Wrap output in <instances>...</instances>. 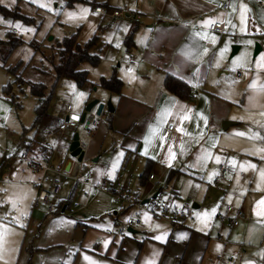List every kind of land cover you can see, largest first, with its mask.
<instances>
[{
    "label": "crops",
    "instance_id": "1",
    "mask_svg": "<svg viewBox=\"0 0 264 264\" xmlns=\"http://www.w3.org/2000/svg\"><path fill=\"white\" fill-rule=\"evenodd\" d=\"M241 4L245 6L243 22ZM224 6L227 8L224 9ZM137 9L133 14L125 15L129 19L134 15L135 21L132 22L137 23V26L132 27L131 22L129 24V28H134L131 45L127 46L130 49L131 65L123 66L122 73L126 78L119 79L122 83L119 93L111 94L104 89L103 94L95 97L103 104L110 99L114 110L110 113L104 107L101 112L104 121L92 120L97 122L94 131L89 138L80 141L85 147L83 158L96 157L93 162L97 163L103 155L107 156L101 165L95 166L94 173H81L79 179L82 180L85 174L92 175L91 184H83L84 187L92 189L100 185L99 188L111 194L116 202L121 201L120 209L119 205L115 208L111 203L108 207L106 204L102 207L91 206L87 202L84 206L74 204L72 208L80 217L90 210L109 213L117 209V212L112 211L109 215L110 221L103 224L106 225L104 229L96 231L98 223L93 219L82 221L80 217L64 218V205L60 209V215L48 214L42 206L37 207L39 209L33 208L32 203L39 191H50V180L54 177V172L69 175L75 166V161L64 159L60 154L54 155L53 149L47 146L51 152L48 160L42 161L41 168L29 165L31 174L25 176V182L33 185L34 189L29 191V197L25 201L26 220L22 225L25 238H21L18 249L19 255L22 249L25 251L21 264L93 262V259H102L113 252L117 254L122 249L124 239L139 233L135 229L142 232L145 238L143 244L155 243L163 250L164 254H160L158 264H184L182 260L190 253V245L196 237L194 234L189 235L186 230H176L174 226L181 219L172 222L167 218H155L146 210L150 219L145 221V212L134 207L146 200L150 202L153 195L159 194L166 184L172 182L174 175L189 176L196 173L200 170L198 162L208 165L211 155L206 162L203 157L208 151H216L213 145L217 146L219 141H222L223 148L230 145L231 141L225 140L222 135V121H230L231 117L238 116L236 121L231 120L235 122L227 131L231 127L245 125V129L253 134L260 133L258 144L264 143V116L260 115L264 112V91L260 90V85H264V68H257L258 62L264 63V0H137ZM206 19L214 22L202 23ZM218 22L224 24L223 33L216 34L206 30L209 25ZM255 43L261 50L253 56ZM234 45H238L239 49L229 58ZM204 49L208 51L204 52ZM231 58L234 63L231 67L236 69L230 75L228 69ZM128 68L133 70L132 73L127 72ZM238 70L244 75L240 79L235 75ZM167 76L181 80L187 91L180 95L168 90L164 85ZM253 80L256 81V87L250 88L249 84ZM122 87H126V91L122 92ZM188 109L191 111H187ZM167 112L171 115H166ZM158 113L160 120H166V123H160ZM185 115L186 118L181 119ZM240 119L251 122L247 121L246 125V121H239ZM56 120L47 117V127L51 126L52 134L60 135L55 129ZM86 125V130L90 132L91 128ZM150 125L158 129L155 135L150 132ZM170 126H173L171 131L168 130ZM178 127L183 131H177ZM76 128L77 126L66 130L59 136L60 142L67 144V150ZM162 133H167L163 137V144ZM146 136L149 137L147 143ZM220 137L222 140H219ZM247 143L243 144L245 147L241 150L246 154L248 152L244 150L247 149ZM169 145L172 146L171 152L175 154L171 163L168 160ZM60 149L59 146L58 150ZM253 149L256 151L258 148L253 145L252 151ZM118 153L123 155L119 156L115 181H108L106 170L111 168V162L117 159ZM197 157L201 159L198 160ZM47 164L52 169L49 171L51 173L43 172ZM79 169L80 166L77 170ZM34 173L35 177L32 176ZM148 175H153L154 178L148 180ZM21 180L23 182L24 179ZM39 180L41 184L38 186ZM78 184L80 182L72 185L66 199L60 196L50 197L55 207L74 197ZM110 189H120L127 197L130 194H136V199L141 195L143 197L140 203L135 204L131 200L115 198ZM17 191L22 192L20 188ZM149 195L151 197L147 199ZM87 198L86 192L80 196L81 200L87 201ZM195 206L197 209L198 206ZM68 207L70 210V204ZM137 213L141 221H133L134 217L131 216H136ZM181 221L180 223L184 222ZM0 225L12 224L1 222ZM121 228L127 234H118L117 231ZM163 233L166 235L162 240L154 239ZM181 234H184V238H180ZM105 240L108 241L107 245ZM185 243L187 247L184 248L182 246ZM181 248L184 251L178 261ZM6 249L5 246V251ZM8 255L9 258L5 256L0 264L5 261L10 263L11 254ZM113 262L115 263L114 260Z\"/></svg>",
    "mask_w": 264,
    "mask_h": 264
},
{
    "label": "rangeland",
    "instance_id": "2",
    "mask_svg": "<svg viewBox=\"0 0 264 264\" xmlns=\"http://www.w3.org/2000/svg\"><path fill=\"white\" fill-rule=\"evenodd\" d=\"M40 4L49 5L51 10L49 7H41ZM97 5L106 10V16L98 18L97 21H91L89 14ZM81 7L89 9L86 18L76 21L66 19L67 12H79ZM110 10L121 11L123 16L121 18L111 17L109 16ZM137 10V0H35V2L34 0H3L0 3V224L1 222L12 224L6 225L10 229V234L6 235L5 246L7 249L3 253V258L6 256L7 259L9 258L8 254H11L8 264H21L25 257L24 249L20 255L18 249L21 238L22 240L25 238L22 225L26 220V214H23L22 218L20 213H25V201L29 197V191L34 189L33 185L25 182V176L31 174V169H29L30 154L27 153L29 144L32 142L45 144L53 149L54 155L60 154L64 159L75 161L72 173L69 175L62 173L60 177L63 182L62 188L65 187V189H61L63 192L61 191L62 193L60 192L58 195L62 199L69 196L70 188L76 183V178L81 177V173H94L95 166L101 165L107 156L103 155L101 161L97 163L93 162L96 157H86L81 162H77L76 159L70 157L69 153L65 156L67 144L64 141L60 142L59 139L62 134L54 133L50 138H46L51 128V126L47 127L46 119L38 128H34V110L37 100L30 95L29 85L40 83L45 87V93L50 94L48 117L63 118V108L69 103L72 105V113L81 116L86 105L96 96L105 92L99 85L101 79H109L112 75L122 80L126 78L122 69L125 65H131V54L130 49L123 42L127 36L128 38L130 36L132 40L133 30L129 28L130 22L132 27H136L137 23L132 22L135 21L134 15H130V19L125 15L133 14ZM17 23L23 28L34 29V31L22 32L16 29ZM91 26H95V31ZM125 27L127 28L126 32L123 30ZM13 30L14 33H12ZM71 35H75L76 41L80 45L96 36V43L91 49V53L98 55V64L91 65L85 62L80 63L77 67L87 75L88 83L82 87L72 80L64 78L55 80L54 77V66L58 63V57L55 54L57 42H61L64 37ZM8 38L16 39L19 43L10 47L6 43ZM117 42L119 47H116ZM229 63H231L230 67L234 65L232 58L229 59ZM17 65L16 72H12L11 69ZM230 67L228 70L231 75L236 68ZM17 76L21 81H18ZM70 85H75V91ZM123 91H126V87H122ZM78 92H84L85 96L82 99H77L76 93ZM95 111L94 109L90 113H86L82 124L76 123L75 133H78L79 142L89 138L91 132L94 131V128H91L88 132L85 127L86 123L92 120L104 121V115L96 116ZM239 117L242 118V116ZM237 118L238 116L231 117V120L236 121ZM231 120L227 122H235ZM239 121H246L247 125V121L250 120L240 119ZM245 128V125L234 126L228 131L226 130V133L223 131L222 135L225 140L231 141V144L223 148L222 141H219L218 147L215 145L216 151H212L214 154L211 153L208 165L198 162L200 170L196 173H191L189 176L174 175L172 182L164 186L155 200V205H161V203L167 202L166 200H170L176 207H183L187 204L190 208L191 215L187 216L188 219L186 221L182 219L183 223L178 220L177 225L174 226L176 230L179 228L186 230L189 235L194 234L196 237L194 238L196 240L190 245V253L182 260L184 264H246L248 261L251 264H264V216L257 214L262 208L257 202L264 198V183L257 186L259 169L264 168V159L261 158L264 153L258 155L255 149L252 151L253 145L257 148H264V143L258 144L260 133L254 135L253 132ZM237 133H244V135L240 136ZM246 142H248L247 149L244 151L248 152L247 154L241 151ZM58 145L60 150H58ZM22 155H26V157L22 158ZM216 157L220 158L219 162L216 161ZM229 160L237 162L235 168L228 163ZM248 163L255 164L256 170L244 171L239 166L240 164L247 166ZM222 164L229 171L225 178L220 179L219 167ZM47 166L49 165L47 164ZM78 166H80L79 170H77ZM106 171L108 175L109 170ZM115 171L116 169L112 178H109L108 175L106 180L115 181ZM32 176L35 177L36 174L34 173ZM21 179H24L23 182ZM118 180L120 179L118 178ZM99 186L88 189L83 184H78L74 197L68 198L70 210L65 209L62 216H65L64 218H79L80 215L72 208L76 203L84 206L87 202L91 206L101 207L104 204L108 207V204L111 203L115 208L119 205L120 209L121 201H118V204L111 194L100 189ZM18 188L22 192H18ZM84 192L88 194L87 201L80 199ZM132 196H136V194H130L129 197ZM142 197L141 195L137 198L139 203ZM150 197L151 195L147 199ZM12 200L17 201L16 208L12 207L10 203ZM193 205H197L198 208L193 209ZM227 206L234 210L240 208L244 214V219L239 222L237 227H231L228 220L220 218ZM153 207L151 208L150 203H147L143 206L136 204L134 208L144 212L148 210L153 216L150 211ZM213 208H216V212L211 216L208 225L205 226L202 214L211 212ZM97 210L100 211L99 208ZM112 211L117 212V209ZM112 211L99 213L90 210L85 215L82 214L80 220H95L98 223L96 231H101L106 226L103 224L110 221L109 215ZM60 214L58 212L55 215ZM13 217H18L20 223H16L12 219ZM131 217H134L133 221L142 220L139 213ZM198 217L201 218L198 219ZM229 217L231 218L232 215ZM165 218L168 219V216ZM135 230L139 233L124 239L121 244L122 249L118 250L117 254L110 252L111 254L103 257L104 259H93V262L95 264H146L151 261L152 264H158L157 260L163 250L161 251L155 243H152L153 245L143 244L142 241L145 238L142 232L138 229ZM19 236H21L20 240ZM27 238L29 237L27 236ZM140 242H142L141 250L138 248ZM217 245L220 246L218 250ZM182 247H187L186 243ZM184 248H181L179 252L178 261L181 259ZM39 262L41 263V261L37 263ZM82 264H92V262L86 261Z\"/></svg>",
    "mask_w": 264,
    "mask_h": 264
},
{
    "label": "trees",
    "instance_id": "3",
    "mask_svg": "<svg viewBox=\"0 0 264 264\" xmlns=\"http://www.w3.org/2000/svg\"><path fill=\"white\" fill-rule=\"evenodd\" d=\"M26 22H29V20H26ZM132 30L134 31V28H132ZM133 31L132 35L134 33ZM12 33L14 32L12 31ZM6 43L10 47H14L19 43V41L16 39L8 38ZM95 43L96 36L80 45L79 43H77L75 35L64 37L61 42H57L55 54L58 57V63L56 66H54L55 80L61 78L69 79L74 81L79 87H82L83 85L88 83L86 72L78 70L77 67L80 63L85 62L91 65L98 64V55L91 53V49L94 47ZM125 45H131L130 36L129 38L128 36L126 37ZM17 67L18 65L12 68L11 71L15 73ZM17 79L18 81H21L19 76H17ZM99 85L111 94H118L121 87V81L112 75V77L109 79H101ZM164 85L168 90L173 92L175 91L180 95L187 91L185 84L175 77L173 78L167 76ZM29 93L37 100V104L34 110L35 117L33 126L34 128H38L39 125H41L48 117L47 110L50 104V94L48 95L45 93V87L40 83H31L29 85ZM27 153L30 154V165L35 168H41L42 161H47L48 157L51 154V152L48 150L47 145L37 142H32L31 144H29ZM158 195L159 194H157L156 198L158 197ZM69 204V201L57 204L53 214H57L58 212H60V209L63 205L66 207L65 209H69Z\"/></svg>",
    "mask_w": 264,
    "mask_h": 264
},
{
    "label": "built area",
    "instance_id": "4",
    "mask_svg": "<svg viewBox=\"0 0 264 264\" xmlns=\"http://www.w3.org/2000/svg\"><path fill=\"white\" fill-rule=\"evenodd\" d=\"M227 6H224V9H226ZM99 9V12L96 15H90L89 19L92 21H97L98 18H101L103 16H106V10L102 6H96L93 9V12H96V10ZM109 16L114 17V18H121L123 16L121 11L117 10H111L109 13ZM196 29V27L194 28ZM206 30H209L210 32L220 34L224 32V24L221 22L214 23L209 25ZM14 32V30H13ZM235 75L237 78H242L244 75L242 74V71L238 70L235 72ZM72 112V105L69 103L63 108V118L57 119L55 122V129L57 132L60 134H63L66 130L69 129H74L76 127V123L79 121L80 116H76L71 114ZM91 112V111H90ZM89 112V113H90ZM73 117H76L73 119ZM97 125L96 121H91L87 123V127L89 128H95ZM173 129V126L168 127V130L171 131ZM52 136L51 130L47 133L46 138H50ZM78 147L80 148L81 151L85 150V147L79 142ZM68 155V150L65 153V156ZM22 158H25V155H22ZM220 179L224 178L227 174L229 169L225 165H221L220 167ZM52 169L45 165L43 172H48L51 171ZM54 177L50 180V191L46 192L44 190H40L38 195L35 197L32 207L37 208L39 206L45 207L46 208V213L48 214H53L55 211V205L53 202L50 200V197H57L63 187V182L61 181L60 177L62 176V172L60 171H55L54 172ZM154 178L153 175H149L148 180H152ZM75 182L81 183L84 185H90L91 184V175L90 174H85L83 179L80 180L79 178H76ZM40 180L38 181L37 185L39 186ZM112 194H114L115 198L118 199H126L127 201H132V203H139L135 196L132 197H127L125 196L120 189H111ZM130 201V202H131ZM167 202L161 203V205H155V200H150V205L151 208V213L155 218H165L168 216V219L171 221L176 222L178 219H188L187 216L191 215L190 208L187 204H185L183 207L181 206H175L172 201L166 200ZM229 215H232L230 218ZM221 220H228L229 224L231 227H237L239 222L244 219V214L242 213V210L239 208L237 210L232 209L230 206H227L225 209V212L223 216H220ZM109 233V232H108ZM118 234H127L126 230L124 228H121L120 230L117 231Z\"/></svg>",
    "mask_w": 264,
    "mask_h": 264
},
{
    "label": "snow or ice",
    "instance_id": "5",
    "mask_svg": "<svg viewBox=\"0 0 264 264\" xmlns=\"http://www.w3.org/2000/svg\"><path fill=\"white\" fill-rule=\"evenodd\" d=\"M2 2H3V0H0V3H2ZM34 2H35V0H34ZM40 6L41 7H49V5H47V4H40ZM240 8H241V21L243 22V20H244L243 12L245 10V6L243 4H241ZM49 10H51L50 7H49ZM98 12H99V9H97L96 12H93L91 14L92 15H96ZM88 14H89V9L87 7H81V8H79V12L69 11L65 15H66V19L68 21H76L77 19L83 20L84 18H86L88 16ZM213 22L214 21L206 19L202 23L208 24V23H213ZM15 27H16V29H18V30H20L22 32L34 31V29L23 28L19 23H17L15 25ZM91 27H92V30L95 31V26H91ZM123 30L126 32L127 28L125 27ZM197 35H199V34H197ZM212 39L214 41L215 37H213ZM119 46L120 45L117 42L116 47H119ZM207 51H208L207 49H204V52H207ZM257 68L258 69L259 68H264V63L258 62L257 63ZM132 71L133 70L131 68L127 69L128 73H132ZM132 78L134 79L135 77H132ZM70 87L72 88L73 91H75V85H70ZM249 87L250 88H255L256 87V81L253 80L251 82V84H249ZM260 90L264 91V85H260ZM76 96H77V99H82L85 96V93L84 92H78V93H76ZM181 107H183V106H181ZM187 111H191V110L188 109ZM166 115H171V113L167 112ZM260 115L264 116V112H261ZM157 117H158V120H160V114L159 113L157 114ZM75 118L76 117H73V119H75ZM184 118H186V115L181 117V119H184ZM160 123H166V120H160ZM149 129H150V132L153 135H155L157 133V131H158L157 128H153L151 125L149 126ZM176 130L177 131H183V129L179 128V127ZM166 135H167V133H162L161 134V144H163V137L166 136ZM237 135L243 136L244 133H237ZM254 135H258V134L254 133ZM148 139H149V137L146 136L145 137L146 143L148 142ZM213 146H215V145H213ZM168 147H169L168 160H169V163H171V159L174 158L175 154L171 152V147L172 146L169 145ZM256 152L264 153V148H258V149H256ZM122 155H123V153H118L117 154V159L113 160L112 167L108 171L109 178H112V174H113L114 170L116 169V167L118 166V163H119V156H122ZM210 155H211V153H206L205 154V156L203 157L205 162L207 160V157L210 156ZM261 158L264 159V156H262ZM197 159L200 160L201 157H197ZM216 161L219 162L220 158L216 157ZM228 163L231 164L233 166V168H235L237 162L235 160H229ZM239 166L244 171H247L248 169L256 170V168H257V166L255 164H252V163H248L247 166H245V164H240ZM237 178H239L238 175H237ZM260 183H264V168L259 169V177H258V184H257L258 187H259ZM10 203L12 204L13 208H16V205H17V201L16 200H12V201H10ZM257 203L262 206L261 211L258 212L257 214L260 215V216H264V198H261V200L258 201ZM17 210L19 211V209H17ZM215 212H216V208H213L211 210V212L202 214V219H203V223H204L205 226L208 225V222H209L211 216L213 214H215ZM20 214L23 215L24 213L21 212ZM200 218L201 217H198V219H200ZM12 219L16 223H20V220H19L18 217H13ZM144 219H145V221L150 219V217L148 216L147 212L144 213ZM156 227H159V225H156ZM8 234H10V229H8V227L6 225H0V261H3V253H4V250H5L4 246H5V243L7 242L6 241V235H8ZM164 235H166V233H163L161 236H156V237H154V239L162 240ZM180 238H184V234H181ZM104 243H105V245H107L108 241L105 240ZM219 247L220 246L217 245V250L219 249ZM85 259H89V258L85 257ZM4 264H7V262L5 261ZM92 264H95V262H92ZM146 264H152V262L148 261V262H146ZM246 264H251V262L248 261V262H246Z\"/></svg>",
    "mask_w": 264,
    "mask_h": 264
},
{
    "label": "water",
    "instance_id": "6",
    "mask_svg": "<svg viewBox=\"0 0 264 264\" xmlns=\"http://www.w3.org/2000/svg\"><path fill=\"white\" fill-rule=\"evenodd\" d=\"M237 49H239L238 45H234L231 47V53L229 55V58L235 54ZM260 50H261L260 46L255 43L254 50H253V56H255ZM104 107H106V110L110 113L113 112V110H114V109H112V104H111L110 99L107 101L106 104L100 103L99 100H97V99L92 100L91 102H89L86 105V107L84 109V113L79 117L78 122L80 124H82L84 122L86 113H89L90 111H93L94 109L96 110L95 115L100 116ZM222 122H223L222 123V130H224V131H226L230 126L233 125V123H231V122H227V121H222ZM78 145H79V136H78V133H75L72 141L70 142V144L68 146V153H69L71 158L76 159L77 162H81L83 159L84 153H83V151L80 150ZM156 196H157V194L153 195L151 197V200H155ZM148 202H149V200H146V201L142 202L141 205L142 206L146 205V203H148ZM193 208H196V206L193 205ZM130 231L131 230H128V232H130Z\"/></svg>",
    "mask_w": 264,
    "mask_h": 264
}]
</instances>
